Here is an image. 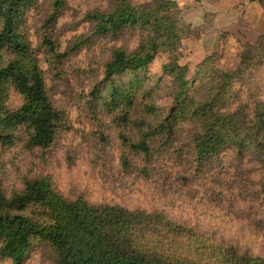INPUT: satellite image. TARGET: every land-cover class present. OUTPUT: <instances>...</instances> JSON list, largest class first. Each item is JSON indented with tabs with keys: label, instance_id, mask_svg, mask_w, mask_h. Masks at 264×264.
<instances>
[{
	"label": "trees",
	"instance_id": "trees-1",
	"mask_svg": "<svg viewBox=\"0 0 264 264\" xmlns=\"http://www.w3.org/2000/svg\"><path fill=\"white\" fill-rule=\"evenodd\" d=\"M102 1L104 8L82 16L86 39L77 35L61 49L55 27L67 0H47L36 15L37 45L27 15L39 9L38 0H0V155L18 144L48 167L62 134L72 130L74 104L95 127L76 134L99 174L113 170L180 196L200 181L206 193L200 200L217 205L227 224L239 221L254 241L242 245V234L226 239L223 231L198 229L164 210L91 203L77 189L64 196L47 170L37 174L30 164L19 189L0 187V258L9 264H25L32 255L39 264H264V99L250 86L255 72L262 75L263 39L239 44L231 67L204 59L205 80L191 94L178 63L190 29L176 1ZM82 48L99 60L87 69L75 66L80 90L60 96L47 72L59 81L65 61ZM29 206L42 211L43 223L23 214Z\"/></svg>",
	"mask_w": 264,
	"mask_h": 264
},
{
	"label": "rangeland",
	"instance_id": "rangeland-1",
	"mask_svg": "<svg viewBox=\"0 0 264 264\" xmlns=\"http://www.w3.org/2000/svg\"><path fill=\"white\" fill-rule=\"evenodd\" d=\"M47 6H49L47 0H38L37 8L39 9L35 12L30 10L27 15L30 39L34 45H37L39 37L37 34L38 25L36 28L35 23L36 15L41 14L42 10H45ZM104 7L105 2L102 0H67L65 11L58 18L57 26L55 27L61 49L73 44L77 40L75 38L77 35H80L79 39H86L89 27L83 21L82 16L88 10L93 11ZM177 7L185 25L190 29L189 36L182 41V50L179 53L178 63L186 68V80L192 87L191 91L193 93L191 92V94H194L205 80H200L199 66L203 60L211 57L216 68L231 67L235 64V54L237 49H239V44H244V42L237 36L220 32L203 37L206 41L202 40V43H200V26H194L191 29L184 19V14L190 6L181 5L180 7L177 5ZM98 43L100 44V41ZM93 55L94 51L90 52L87 48H82L78 52L71 54L65 61L63 68L66 75L61 77L59 81L55 80L53 82L51 77L54 76V73L52 71L47 72L51 75V77H48V80L53 84L51 88L53 87L52 89L60 96L73 97L74 93H78L80 90L82 78L75 75V66L87 69L92 61L95 62V59L99 60ZM163 59V57L156 58L150 71L155 72ZM44 68L46 69L47 65H44ZM261 74L263 77L257 72L254 73L250 79V86L259 91L262 99H264V67L261 69ZM234 90L242 93L241 91L244 89L236 85ZM10 99L18 102L15 94H11ZM89 100L88 98L87 101L89 102ZM160 102L166 101L161 100ZM66 108L68 109L67 105ZM68 112L72 122V130L62 134L58 146L52 150L51 164L45 169L44 167L42 168L36 159L30 158L29 153H23L17 144L0 155V187L8 190L12 187L19 189L22 184V176L31 169L30 164H34L35 173L39 174L40 171L47 170L51 179H53L55 188L64 196H70V193L77 189L91 203L103 202L129 209L141 207L150 210H164L174 220L199 227L198 229L215 234L223 231V236L226 239L233 238L232 235L237 233L242 234L243 237H240L241 244L244 245L248 240L250 241L248 245H252L251 243L254 240L249 238V232L246 231V228L239 221L232 218L233 221L230 220L227 224L221 219L223 213L217 205L207 202L205 196L200 200L202 194H206L200 186V181L192 184L189 190L181 192L180 196L177 191L169 190L168 187L164 193L158 192L156 187L149 184L148 181L138 179L135 176L125 177L120 175L122 177L120 178L113 170L108 174H99V169L88 158L87 150L82 147L83 143H80L79 136L76 134L77 130H85L91 133L96 131L95 127L90 122L89 116L85 118L80 116L76 105L72 104ZM77 147L80 152L77 151ZM70 159L72 161H69ZM17 172H20L21 175ZM23 214L32 221L39 223H43L45 219L42 211L32 206H29ZM36 254L38 253L36 252ZM0 264H9V262L0 258ZM25 264H39L38 255L27 257ZM43 264H51V261L46 259Z\"/></svg>",
	"mask_w": 264,
	"mask_h": 264
},
{
	"label": "crops",
	"instance_id": "crops-1",
	"mask_svg": "<svg viewBox=\"0 0 264 264\" xmlns=\"http://www.w3.org/2000/svg\"><path fill=\"white\" fill-rule=\"evenodd\" d=\"M174 1L180 7L190 6L184 19L191 29L200 26V43L206 41L203 37L220 32L237 36L244 43L264 41V0Z\"/></svg>",
	"mask_w": 264,
	"mask_h": 264
}]
</instances>
